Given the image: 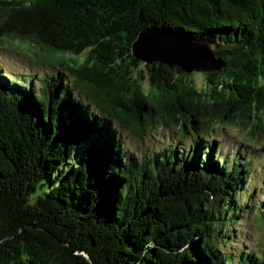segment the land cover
<instances>
[{
    "label": "trees",
    "instance_id": "obj_1",
    "mask_svg": "<svg viewBox=\"0 0 264 264\" xmlns=\"http://www.w3.org/2000/svg\"><path fill=\"white\" fill-rule=\"evenodd\" d=\"M147 29L210 43L223 66L137 60ZM0 39L59 68L37 87L0 72V264H264L222 250L250 159L207 141L264 135V0H0ZM158 126L192 139L136 158L116 128Z\"/></svg>",
    "mask_w": 264,
    "mask_h": 264
},
{
    "label": "rangeland",
    "instance_id": "obj_2",
    "mask_svg": "<svg viewBox=\"0 0 264 264\" xmlns=\"http://www.w3.org/2000/svg\"><path fill=\"white\" fill-rule=\"evenodd\" d=\"M0 41H2L0 42V72L9 76L18 75L17 77L24 80L28 79L20 75L29 77L37 87L38 79L43 75L54 74L59 70L58 67L39 63L40 59L51 55L47 50H40L37 46L31 49L29 45L21 43L14 46L17 50L9 49L5 39H0ZM27 50H32L34 54L28 56L27 53L25 54ZM85 58L86 53H83L72 59L76 61L77 65H80ZM195 80L202 84L204 77L196 75ZM116 128L121 134L123 148L133 153L136 158L142 155L150 157L173 142L187 147L192 139L181 138L179 131L170 127L158 126L146 130L142 138H137L128 131ZM212 140H218L215 146L218 156L219 154L224 156L226 153L229 155L234 153L237 154V157L250 159L248 179L244 183L245 193H243L240 211L232 227L234 231L224 243L222 250L231 257L243 252L255 251L262 255L264 261V221L261 217L264 212L260 210L261 205H264V155L259 158L254 156V152L259 150L264 153V135L255 142L246 138L239 129L226 127L224 130L211 132L207 136V141Z\"/></svg>",
    "mask_w": 264,
    "mask_h": 264
},
{
    "label": "water",
    "instance_id": "obj_3",
    "mask_svg": "<svg viewBox=\"0 0 264 264\" xmlns=\"http://www.w3.org/2000/svg\"><path fill=\"white\" fill-rule=\"evenodd\" d=\"M131 53L144 63L177 65L186 72L215 71L223 66L220 59L213 57L210 43L158 29L139 33Z\"/></svg>",
    "mask_w": 264,
    "mask_h": 264
}]
</instances>
